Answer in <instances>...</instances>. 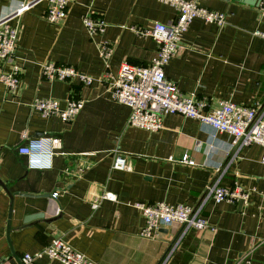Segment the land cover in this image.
Segmentation results:
<instances>
[{
	"label": "crops",
	"instance_id": "obj_1",
	"mask_svg": "<svg viewBox=\"0 0 264 264\" xmlns=\"http://www.w3.org/2000/svg\"><path fill=\"white\" fill-rule=\"evenodd\" d=\"M24 1L35 0H0V19ZM194 1L226 14L227 23L219 27L195 19L183 36L185 49L165 69L167 79L183 94L206 101V111L230 101L257 107L264 120V38L255 35L264 33L261 0ZM47 9L46 1L39 2L20 21L13 61L20 68L17 90L11 93L0 82V180L13 195L10 218L11 197L0 184V262L16 264L62 238L96 264H159L170 250V264H243L247 258L264 264L263 147H243L231 159L228 134L181 115L166 116L156 132L130 127L131 109L112 99L107 74L116 75L124 62L148 66L156 56L155 41L135 29L170 23L176 10L159 0H78L55 25L46 21ZM89 13L106 21L105 33L88 35L83 19ZM102 43L114 47L108 63ZM45 63L103 81L90 87L78 80L48 81L42 75ZM36 98L57 99L61 108L69 99L85 104L66 123L35 112ZM41 136L59 138L61 148L51 169L31 170L19 148ZM117 152L126 156L130 170L112 168ZM184 155L195 165L182 163ZM219 176L221 186L239 188L248 199L219 204L209 199L205 230L184 234L174 224L153 237L142 235L145 220L135 203L196 207ZM105 193L117 200H102L94 209L93 197ZM36 264L61 263L42 256Z\"/></svg>",
	"mask_w": 264,
	"mask_h": 264
},
{
	"label": "built area",
	"instance_id": "obj_2",
	"mask_svg": "<svg viewBox=\"0 0 264 264\" xmlns=\"http://www.w3.org/2000/svg\"><path fill=\"white\" fill-rule=\"evenodd\" d=\"M42 1L48 3L44 15L46 21L60 25L68 17L72 5L78 0H35L19 3L18 7L9 15L0 19V82L7 90L14 93L20 84V68L13 63L18 49L21 32V19L33 7ZM171 5L177 13L174 21L154 23L151 29H135L136 33L151 37L157 44L156 56L148 66L122 63L116 75L107 74L109 90L112 99L131 109L127 124L130 127L156 132L163 128L164 118L168 115H181L211 126L218 133H226L231 138V159L243 147L257 144L264 149V120L259 115L257 107L237 105L224 101L221 106L212 111H206V101L196 99L194 94H183L177 84L166 77L165 69L172 58L179 55L184 49L183 36L189 30L195 19H202L208 23L223 27L227 23L226 14L211 11L201 7L194 0H159ZM259 11L264 14V0H261ZM16 22V23H15ZM84 27L91 38L105 33L107 23L102 17L91 13L83 19ZM256 36L264 38V33L255 32ZM103 60L108 63L114 53V47L108 43L100 45ZM13 64L10 72L2 70L6 64ZM42 75L48 81H63L72 83L78 80L90 87L96 79L86 75L71 66L45 63L42 66ZM84 101L68 100L66 107L61 108L60 101L53 98H36L31 104L32 109L43 117H59L63 122L70 123L76 119L84 108ZM61 148V140L50 136H41L30 139L28 145L19 148L21 155L28 157V168L31 170H49L52 168L56 150ZM182 163L195 165L188 155H184ZM264 164V153L261 158ZM113 169L130 170L126 156L117 152L113 160ZM222 168H218L220 172ZM221 176L207 189L205 197L196 207L188 204L170 205L165 202L154 204L135 203L145 220L142 235L153 237L162 227L174 224L183 227V233L190 230L202 231L208 228L207 220L203 216L205 203L213 199L216 203H236L246 201L248 193L239 188H227L220 185ZM55 197L58 193L54 194ZM102 200L116 201L117 196L111 193L94 196L91 200L94 209H97ZM173 252L170 250L159 264H170ZM47 256L61 264H96L87 256L73 248L67 241L57 238L47 245L40 253L22 255L16 264H36L39 257ZM5 264V263H2ZM243 264H252L250 258Z\"/></svg>",
	"mask_w": 264,
	"mask_h": 264
},
{
	"label": "water",
	"instance_id": "obj_3",
	"mask_svg": "<svg viewBox=\"0 0 264 264\" xmlns=\"http://www.w3.org/2000/svg\"><path fill=\"white\" fill-rule=\"evenodd\" d=\"M0 184L3 186V188L7 191L8 194H10V197H11V213H10V218L12 217V208H13V195L11 193H9V190L7 188V185H5V183H3L1 180H0ZM8 232H7V235H8V239H9V234L11 232V225H10V222L8 223ZM3 262H0V264H2Z\"/></svg>",
	"mask_w": 264,
	"mask_h": 264
}]
</instances>
